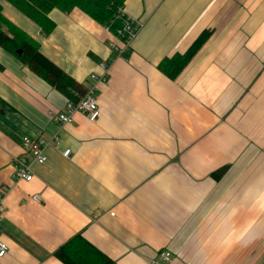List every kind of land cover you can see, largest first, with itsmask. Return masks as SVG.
I'll use <instances>...</instances> for the list:
<instances>
[{
	"label": "crops",
	"instance_id": "obj_1",
	"mask_svg": "<svg viewBox=\"0 0 264 264\" xmlns=\"http://www.w3.org/2000/svg\"><path fill=\"white\" fill-rule=\"evenodd\" d=\"M0 4L84 88L109 64L99 118L61 123L66 96L0 48L11 107L0 112V264H64L54 252L79 233L117 264H150L162 250L167 264H264V0H126L142 26L125 56L122 39L77 7L52 9L45 35ZM204 30L180 75L160 69ZM24 136L59 140L29 181L14 178L13 158H30Z\"/></svg>",
	"mask_w": 264,
	"mask_h": 264
},
{
	"label": "trees",
	"instance_id": "obj_2",
	"mask_svg": "<svg viewBox=\"0 0 264 264\" xmlns=\"http://www.w3.org/2000/svg\"><path fill=\"white\" fill-rule=\"evenodd\" d=\"M29 19L37 23L47 35L54 22L49 12L54 8L70 11L79 8L91 18L107 27L118 37V30L124 23L119 10L125 7L126 0H6ZM212 34L204 30L191 44L186 52L174 54L160 63V69L171 78H176L190 64L194 56ZM0 48L14 56L32 72L41 77L54 88L62 92L67 99L77 100L85 92L80 83L47 58L39 49L38 43L8 20L2 13L0 4ZM0 64V69H3ZM10 105L0 98V112L9 110ZM6 109V110H5ZM227 166L220 167L212 176L218 180L226 172ZM54 255L64 264H117L113 259L88 242L82 234H76L60 246Z\"/></svg>",
	"mask_w": 264,
	"mask_h": 264
},
{
	"label": "built area",
	"instance_id": "obj_3",
	"mask_svg": "<svg viewBox=\"0 0 264 264\" xmlns=\"http://www.w3.org/2000/svg\"><path fill=\"white\" fill-rule=\"evenodd\" d=\"M119 13L124 17V23L121 29L118 30V35L123 41V46L120 50V55L125 56L131 49L132 42L136 37L142 22L136 21L128 12H126L125 7L119 10ZM102 73L100 75L92 73L90 78L92 84L86 90V92L77 100L73 101L70 99L66 100L65 107L62 111L58 113V120L61 123H71L73 121L74 114L77 112L84 113L90 121H95L99 118L100 107L98 103V83L100 81H106L108 78L109 64L107 62H102L100 65ZM24 143L27 145V151L30 155L29 157L21 156L14 157V178L16 180H31L33 178V163H44L47 159L45 148L51 142L58 144V137H53L51 141L45 140L43 138H31L29 136L23 137ZM71 153V149L67 148L63 151V155L68 157ZM7 189L5 187L1 188L0 191V220L4 216V194H6ZM33 199L39 201L40 195L34 194ZM8 251L7 244L0 240V257L4 256ZM172 259L171 252L169 250H162L158 253L157 257L150 261V264H164L170 263Z\"/></svg>",
	"mask_w": 264,
	"mask_h": 264
},
{
	"label": "rangeland",
	"instance_id": "obj_4",
	"mask_svg": "<svg viewBox=\"0 0 264 264\" xmlns=\"http://www.w3.org/2000/svg\"><path fill=\"white\" fill-rule=\"evenodd\" d=\"M14 57V56H13ZM15 58V57H14ZM6 110V109H5Z\"/></svg>",
	"mask_w": 264,
	"mask_h": 264
}]
</instances>
